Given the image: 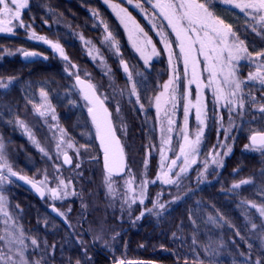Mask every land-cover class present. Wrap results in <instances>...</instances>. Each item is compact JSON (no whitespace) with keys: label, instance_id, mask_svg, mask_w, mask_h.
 Here are the masks:
<instances>
[{"label":"trees","instance_id":"obj_1","mask_svg":"<svg viewBox=\"0 0 264 264\" xmlns=\"http://www.w3.org/2000/svg\"><path fill=\"white\" fill-rule=\"evenodd\" d=\"M220 6L211 0V10ZM131 13L146 28L144 21L135 12ZM21 15L29 28L15 27L11 33L0 34V81H12L8 88L0 89V136L18 174L35 181L47 174L50 183L55 184L61 173L65 179L71 177L77 192L74 199L55 206L59 212L64 210L66 213L63 217L68 226H65L47 211L49 199L46 202L35 201L24 195L22 188L13 181L14 187L4 190L9 208L26 235L29 260L39 264H118L119 261L124 264H251L250 260L255 255L248 251L253 244L247 235L248 227L241 207L250 203L264 204V198H261L264 183H258L261 177L264 178V153L245 148V145L250 144L249 137L254 131L264 130V112L259 110L264 107V88L249 83L244 86L245 107L239 109L236 124L231 129L230 139H227L232 153L225 160L224 167L209 176L213 181L163 214L154 210L139 217L140 206L128 210L105 196L101 186L105 173L96 133L80 94L74 92L77 91L74 85L77 75L93 85L97 84L98 87H94L99 95L107 91L109 85L118 89L126 87L121 60L104 42V37L111 32L118 42L120 59L135 73L137 61L122 28L100 0H28V7L22 10ZM243 17L241 23L232 26L233 31L239 40L244 41L249 52H264V30L257 26V31H253L252 26L256 22L245 14ZM30 30L60 44L68 60L53 55L47 47L32 43L28 37ZM147 31L150 33L149 29ZM77 35L91 41L107 56V76L101 74L98 66L86 57ZM8 51L10 56H5ZM24 51L36 52L48 60L23 62L20 56ZM139 66L136 67L142 75L135 74V78L141 82L137 90L145 114L136 104L125 102L121 97L118 112L117 107L107 104L114 126L121 125L127 134V146L123 143L122 146L128 169L133 167L137 170L144 167L147 136L151 135L156 140L151 102L158 92L157 85L167 79L164 58L146 71ZM86 73H89L88 78ZM41 90L47 93L55 108L59 126L81 150L77 168L79 162L76 158L71 169L62 167L59 159L49 160L25 135L26 128H32L41 146L51 144L50 134L34 112ZM251 97H255L257 102L252 103ZM224 135L208 131L201 152L204 154L207 149L221 145ZM155 171L156 165L151 159L148 174L151 179L155 177ZM188 182L191 180H185L181 186L184 191ZM234 184L240 187L234 188ZM174 186L160 183L149 188V202L144 208L153 206L152 202L157 198L169 200L175 191ZM198 209L202 211L203 221L196 217ZM206 231L214 248L221 243V238L232 243L237 251L221 256L208 254ZM1 232L0 224V235ZM33 239L37 241L36 245L32 244ZM246 254L248 261L245 260Z\"/></svg>","mask_w":264,"mask_h":264},{"label":"snow or ice","instance_id":"obj_2","mask_svg":"<svg viewBox=\"0 0 264 264\" xmlns=\"http://www.w3.org/2000/svg\"><path fill=\"white\" fill-rule=\"evenodd\" d=\"M147 3H152V0H146ZM225 4H233V0H223ZM127 3L131 4L132 0H127ZM233 6L243 14L251 17L256 23L252 26L253 31H257V26L264 30V0H240ZM28 7V0H0V33L8 32L11 33L15 27L29 28L30 25L25 24L21 12L23 9ZM114 9H119L117 13L120 16V22L124 24L125 29L129 32V40L132 42V47L140 54L144 60V64L147 65L152 56H158L160 53L157 51L155 44L152 39L148 36L144 29L136 23L132 18L131 14L125 8H120L119 5H113ZM137 8L141 5L136 4ZM154 12L153 17L150 18L152 21L155 19L156 11L158 10L159 16L167 22V26L171 29V32L175 35V44L178 48V53L173 52L172 45L173 41L167 38V35L163 33V25H160L161 31L157 32V35L161 36V42L164 45V50L168 52L169 63L172 64L173 58L182 62L183 64V79L186 80L184 85V94L179 97L187 102L183 106L184 111V127L180 129V136L182 142L179 143V153L175 159L171 160V164L168 165V171L163 172L157 176V180L163 184H177L180 178L188 172L191 164H195V157L200 152L201 136L203 134L206 118V105L203 101L202 90L204 88H210L212 90L213 102L220 105L228 111L229 117L233 111L237 108L244 109L247 97L244 94V86L247 85L248 81H258L259 84L264 88V52H255L254 54L249 52L247 47L244 46V41L239 40L236 32L233 31L231 24H226L223 19H220L211 10V0H156V3L152 5ZM147 15V14H146ZM13 21L16 23L14 24ZM131 23L132 28L128 27ZM153 28L157 25L155 22L152 23ZM138 34L134 37L133 34ZM31 38L35 40H41L48 44L54 53H58L65 61L68 57L64 54L63 48L58 43L43 37L37 36L35 32H32ZM106 41H110L111 45L115 48H119L118 42L115 40L111 32H108L105 37ZM150 46V51L148 50ZM25 57L37 56L38 53L24 51ZM241 59L249 60L256 68V71L249 73L247 81L240 80L237 77L236 65ZM123 71L126 74L127 81L131 84L130 95L136 96V103H140V97L137 91V86L141 82L135 80L133 72L130 71L129 65L121 59L120 61ZM201 65H203L201 69ZM75 67V65H71ZM67 71V69H66ZM204 73H207V77H204ZM71 74V73H70ZM140 75V73H136ZM206 79V83H205ZM181 76L177 69L173 67V75L170 79L163 84V91L159 92L154 97L157 113L161 110L167 115L168 108L166 105H171V108L175 110L177 106V92L180 90ZM12 83L11 80L7 82L0 81V89H6ZM76 83L81 85L80 92L83 99L86 101L87 112L92 119V123L95 126L96 137L100 141V146L104 153V167L109 173V188H111V174L113 172L119 173L125 167L124 165V150L121 146L120 140L116 136V129L112 126L111 113L107 107H105L104 101L96 94L94 86L85 84L79 77L76 76ZM195 85V101L191 99L192 89L191 86ZM250 95V94H249ZM43 105H48L47 93L41 90L40 93ZM223 102V103H221ZM251 102L256 103V98L251 97ZM41 105V106H43ZM50 107V105H48ZM143 108V104H140ZM191 109H195V119L198 122L197 131L194 139L190 138L188 130L189 113ZM264 112V107L259 109ZM41 116L45 113L41 112L39 107L36 108ZM119 107L117 106V112ZM53 119L55 116L53 115ZM223 119V117H221ZM18 123H21L18 121ZM174 123L173 120H168V129L170 133L173 131L171 125ZM61 134L64 135V130L61 129ZM162 143L170 144L171 137L164 138L162 136ZM250 144L245 145V148H252L254 151L264 153V130L254 131L250 137ZM68 148H73V143L69 141L67 143ZM57 154L61 151V143L56 145ZM41 152L45 150L40 149ZM230 151V149H229ZM45 155L47 153L45 152ZM64 163L70 164L71 157L65 151L63 153ZM166 157L161 151V160H165ZM178 161H182L181 165H178ZM215 163L216 161L213 160ZM207 166V162H205ZM79 167V165H77ZM163 167V165H162ZM179 167V171H174ZM5 170L7 174H5ZM59 169L57 168V171ZM170 173L175 176V179L170 177ZM17 173L12 170V166L7 162L5 158V145L0 141V188H2L4 182H11L10 178L15 177ZM21 180H27L26 177L20 176ZM28 183L32 184L33 188H36L41 195H44L43 189H46L50 194L51 199H63L64 197L74 194L67 191L68 185L63 179L58 180L56 188H49L48 177L45 174L43 180L35 181L28 180ZM134 181L129 180L126 183L131 184ZM156 181H151L155 183ZM149 181H143L138 187L140 188L139 203H144V187ZM247 183V181H242ZM39 184V186H37ZM234 188L240 187L239 184H234ZM129 192L133 189L129 188ZM4 197L0 195V211H3ZM137 197L133 196L131 203H136ZM155 207V205H154ZM160 208L164 205L160 204ZM252 207L256 208V204H252ZM53 212H57L55 206L52 208ZM147 212H151L152 209H146ZM257 211L262 217H264V206L257 208ZM58 215H64L58 213ZM144 212H141V216ZM4 216L6 219H11L8 213L5 212ZM253 228L257 226L252 225ZM5 237L0 236V240ZM33 245L37 244V241L33 239ZM20 244H23V240H19ZM23 257V251L20 252ZM4 256L0 253V260H4ZM23 264H27L25 260ZM79 264V262H77ZM118 264H124L123 261H119ZM131 264V262H130ZM256 264H264V258L258 259Z\"/></svg>","mask_w":264,"mask_h":264},{"label":"rangeland","instance_id":"obj_3","mask_svg":"<svg viewBox=\"0 0 264 264\" xmlns=\"http://www.w3.org/2000/svg\"><path fill=\"white\" fill-rule=\"evenodd\" d=\"M100 1L112 13V15L115 17L120 27L122 28L125 38L129 44L131 53L133 57L136 58V61H137L136 66L140 65L146 71V70H149L154 63H158L164 58L166 62V68H167V79L165 82H167L170 79V77L173 75V67L177 69V71L179 72L181 76L180 90L177 92L178 100H177V106L175 110H173L171 108V105L169 104V105L164 106L168 108L167 115H165V112L163 110H161L158 114L156 110L155 102H154L155 96L152 98L151 111L153 112L154 117H155V124H156L155 138L156 140H153V136L151 135L147 136L148 138H147V143H146L147 145H146V150H145L144 167L139 170L133 167L129 168L127 175L122 179L114 180L110 178L111 188H109V177L107 175H104L103 184L101 185L104 190L105 196L109 197L111 201H114V204L117 206H125L126 208H128V210H131L133 207L140 206L141 212H144V215L149 213L146 211V209H152V211L155 210L156 213L158 214L159 213L163 214L164 212H167L171 210L172 208H174L177 205V203L181 202L185 197L187 196L192 197L196 195V193L200 190V188L207 186L213 181L212 179L209 178V176L217 171L219 172V170H221L224 167L225 160L232 153L231 144L227 143V139H230L231 129L236 124L237 115L239 113V108L233 111L231 114V117H229V113L226 109L221 108L220 105L215 104L213 102L212 90L210 88H204L202 90V97L206 105L207 115L205 118V125L202 126L204 128V131L201 136L200 152L195 157L196 163L191 164L188 169V172L180 178L177 184H175L174 186L175 191L170 194L171 198L169 200L167 199L163 200V199L157 198L153 200L152 202L157 207H153L154 206L153 205L145 209L144 208L145 205L149 202L148 189L151 188L152 186H155L156 184L159 185L160 183H162L159 180H157V176L160 175L162 171L163 172L168 171L167 166L170 165L171 160L175 159L176 156L178 155L179 143L182 142V137L180 136V129L184 127L183 106L187 102L186 100L179 98L184 94V91H185L184 85H186V80L183 79V64L182 62L176 60L175 57L173 58L172 64L169 63L168 52L164 50V45L161 42V39H162L161 36L157 35V32L161 31L160 25H163L162 31L163 33L167 35V38L173 41V45H172L173 52L178 53L179 50L174 42L175 35L171 32V29L167 26V22L163 20L161 16H159L158 10H155L156 15H155L154 21L150 19L153 17V12H154L152 5L156 3V0H152L151 4L147 3L146 0L145 2L142 0H139L138 2L132 0L131 4L127 3V0H118V1L100 0ZM215 1L220 3L221 6L213 9L212 11L220 19H223L226 24H231L233 26L238 23H241L244 20L243 13H241L239 9L233 6L234 3L240 2V0H233V4H225L223 0H215ZM138 3L141 5L140 8L136 7V4ZM113 5H119L120 8L127 9V11L131 14L132 18L136 21L137 24H139L141 28L144 29V32L148 34V36L152 39L153 44H155L156 49L160 54L158 56H152L147 65L144 64L143 58L132 47V42L129 40V32L125 29L124 24L120 22V16H122L123 13H121L120 16H118L117 13L119 12V9L118 8L114 9L112 7ZM131 11L135 12L144 21L146 28L150 30V33H148L147 29L135 18V16L131 13ZM153 22H155V24L157 25L156 28H153L152 26ZM128 27L132 28L131 23L128 24ZM7 33L8 32H3L0 34H7ZM31 34H32V31L30 30L28 37L30 38V41H32V43L47 47V49L55 56L59 55L58 53H54L53 50L50 48V46L44 43L43 41L32 39ZM133 35L135 37L138 34L134 33ZM37 36H40V35H37ZM105 37H104L105 46L108 47V49L111 52H113V54L118 60H121L120 59V54H121L120 48H118L117 50V48L111 45L110 41L105 40ZM77 39L79 43L81 44L82 48L84 49L86 57L93 64H95L96 67L98 66L99 72L101 74L107 76L108 74V66H107V61H106L107 56L103 54V52L99 50L91 41L84 38L83 36L77 35ZM148 50L150 51V46ZM10 54L11 52L8 51L5 54V56H10ZM120 66L121 68H123L121 63H120ZM136 66H135V69L137 71L135 73L132 71L133 70L132 68H129L130 71L133 72V77L135 80H136L135 78L136 73H140V75H142V71L139 70V68ZM202 67L203 65H201V69ZM255 71H256L255 66L249 60H246V59H241L239 63L236 65L237 77L240 80L247 81L249 73H253ZM86 77L87 78L89 77V73H86ZM204 77L205 78L207 77V73H204ZM125 78H126V74H125ZM206 82L207 81L205 79V83ZM164 83L157 85L158 92L156 93V95H158L159 92L163 91L162 86ZM248 83L251 84L252 86L262 87L258 81H248ZM126 84L127 85L124 89H121V88L118 89V88H115V86L109 85L107 91H103L100 93V98L104 101L106 105L109 103L113 107H117L119 106V98L121 97L125 102L136 104L138 108L143 112V114H145V111L142 110L143 108L140 107V103L139 104L136 103V96L130 95L131 84L127 81V79H126ZM94 85L96 86V88L98 87L97 84H94ZM191 89H192L191 99L194 102L195 95H196L195 85H192ZM74 92L77 93L76 90H74ZM41 105H43V101L40 97L37 107H39L40 111L44 112L45 114L41 116L39 112L36 111V108H37L36 107L34 110L35 116L41 121V124L45 128L47 133L50 134L51 137H50L49 142L51 144L48 145L47 147L41 146L37 138H35L32 132V128L30 129L26 128V132H25L26 137L32 141L33 145L40 152H41L40 149L43 148L45 151L41 153L49 160L54 161L55 159H59L62 165L63 153L66 151L67 154L70 155L72 160L76 158V160L79 162L77 165H79L81 150L78 149L74 145V143L70 140L69 136L67 135L66 131L61 126H59V122H58L59 117H58L57 112L55 111V108L51 105L49 99H48V105H50V107H48V105H43V106ZM83 106L85 110H87V106L84 105V103H83ZM53 115L55 116V119H53ZM221 117H223V119H221ZM112 119H113V116H112ZM169 119L174 121V123L171 125V127L173 128V131L170 133L167 131L169 127L168 125ZM197 125H198V122L195 119V109H191L189 113L188 130H189L190 138L192 139H194L195 137V133L197 131ZM114 128L116 129V133H118V136L121 139L122 143L127 146V140H126L127 134L124 131L125 129L122 128L121 125L114 126ZM61 129L64 130V133H65L64 135L61 134V131H60ZM210 130H214L215 132L220 133L222 136L223 134L225 135H224L221 145H219L218 147L214 146L212 149H207V151L203 154L201 152L202 144H203L204 138L206 137L208 131ZM162 136L165 139L170 136L171 143L170 144L162 143V139H161ZM0 141H2L3 144L5 145V158L7 162L12 166V170L15 171L13 168V163L11 161L10 154L7 150L6 143L5 141H3V138L1 136H0ZM69 141L73 143V148L67 147V143ZM57 143H61V151L59 155L57 154V149H56ZM161 151H163V154L166 157V159L163 161L161 160ZM45 152L47 153V155H45ZM151 159L154 160L155 165H156L155 177L153 179H151L148 176V174L150 173L149 168H150ZM213 160H215L216 162L214 163ZM205 162H207V166ZM181 164H182V161H178V165H181ZM57 168L59 169L58 171H60V167L56 166V170ZM174 171H179V167L174 169ZM5 174H7L6 170H5ZM169 175L172 179H175V176L172 173H170ZM43 179L44 178H41L39 180H43ZM60 179H63L65 183L68 185L67 191L69 193H74V194H70L64 197L63 199L53 200L51 199L50 194L47 192V190L44 189L47 193V199H49L48 200L49 205H54V206L60 205V204L63 205L67 201H70L74 199L75 196H77V192L72 184L71 177L67 176L66 177L67 180H66L64 176H62L61 173L57 177L55 184L50 183V181L48 180L47 186L49 188H56L57 182ZM188 179H190L191 182L187 183L188 188L187 190L184 191L181 186L183 185V182ZM39 180H36V181H39ZM129 180H132L134 182L131 184L126 183V181H129ZM145 180L149 181V183H147L146 186L144 187V197H143L144 203L140 204L139 203L140 188L138 186ZM260 180H261L260 182H258L257 180L256 181L258 183H264V178L261 177ZM151 181H156V182L151 183ZM12 183H13L12 180L11 182L6 181L4 182L2 188H0V195L4 197L3 204H2L3 211H0V216H1L0 224L2 225V232L0 236L5 237V239L0 240V244H1L0 253H2L5 258L4 260H0V264H23L25 260L27 261V264H39L37 261L29 260V257H28L29 256V246H28L26 235L24 234L22 228L19 226L16 216L12 214L9 208V203L4 196L5 189L14 187ZM129 188L133 189V191L129 192L128 191ZM133 196L137 197L136 203H131ZM261 198H264L263 194ZM160 204H163L164 207L160 208L159 207ZM252 204L254 203L245 204L244 206L241 207L242 208L241 214L244 220L246 221V224L248 227L247 235L250 236L251 238L255 235L256 236L260 235V233L262 235V232H264V217H262L260 213L257 211V208L264 206V204L263 205L256 204L257 206L256 208L252 207ZM5 212L8 213V216L11 217V219L5 218L4 216ZM201 212H200V209H198V211L196 212V217L201 218V220L203 221L204 216ZM60 213L64 214L62 216L66 215L64 210H62V212ZM139 217H141V214ZM253 224H255L257 227L253 228L252 227ZM217 234L219 233L217 232ZM204 235L206 238L207 253L210 255L211 254L223 255L226 252H229L231 254V253H234V251H237L232 246V243L228 241L224 242L222 241L221 238H220L221 243L218 245L217 248H214L212 246V240H211L210 234L207 233L206 231ZM20 239L23 240V244L19 243ZM21 251H23V254H24L23 257H21L20 255ZM245 260L248 261L247 254L245 256Z\"/></svg>","mask_w":264,"mask_h":264},{"label":"water","instance_id":"obj_4","mask_svg":"<svg viewBox=\"0 0 264 264\" xmlns=\"http://www.w3.org/2000/svg\"><path fill=\"white\" fill-rule=\"evenodd\" d=\"M34 53H36V52H34ZM20 60L23 61V62H28V63H29V62H34V61H37V60L47 61L48 58L45 57V56H43V55H41V54H39V55H37V56H31V57H25V56L22 54V55L20 56ZM80 79H81L82 81L85 82V84L83 85V86H85V87H86L88 84L93 85L90 81H88V80H86V79H83V78H81V77H80ZM74 85H75V87H76L78 93L80 94V96H81L83 102L86 104V101L83 99V96H82V94H81V92H80L81 85H78V84L76 83V78H75V80H74ZM94 89H95V88H94ZM95 92H96V94L98 95L96 89H95ZM98 96H99V95H98ZM100 99H101V98H100ZM101 100H102V99H101ZM104 104H105V103H104ZM105 107H107L106 104H105ZM107 108H108V107H107ZM108 110H109V109H108ZM109 113H110V111H109ZM87 115H88V119L90 120V122H91V124H92V126H93V128H94V130H95V126H94V124L92 123V119H91V117L89 116L88 112H87ZM110 118H111V121H112V116H111ZM112 126H113V121H112ZM113 128H114V126H113ZM95 132H96V130H95ZM116 136H117V138H118V139L120 140V142H121V139L119 138V136L117 135V133H116ZM96 142H97L98 148H99V150H100V154H101V161H102L103 171H104L105 175H107V176L109 177V173L107 172V170H106L105 167H104V153H103V149L101 148V146H100V141L97 139V137H96ZM121 146H122V143H121ZM122 147H123V146H122ZM123 150H124V148H123ZM69 156H70V155H69ZM62 165H63V167H64L65 169H71L72 166H73V160H72V158H71V163H70V164H66V163H64V156H63V157H62ZM124 165H125V167H124V169H123L122 171H120L119 173L113 172V173L111 174V177H110V178L121 179V178L125 177V175L127 174V172H128V162H127V158H126V155H125V151H124ZM20 176H22V175L17 174L15 177H11V180H12L13 182H15L16 184H18L19 186H21V187H22L23 189H25L26 191L30 192V193L32 194V196H33L35 199H37V200H39V201H44V200L46 199V193H45L44 190H43V191H44V195L42 196L41 193L38 192V191L36 190V188H33V187H32V184H30V183L27 182V181L29 180L28 178H27V180H21V179L19 178ZM37 186H39V185H37ZM52 208H53V206L49 207V209H48L49 213H50L55 219H57L59 222H61V223L64 224L65 226H68L66 220H65L61 215H58V214H57L58 210H57V212H53V211H52ZM55 208H56V207H55ZM56 209H57V208H56ZM58 213H59V212H58Z\"/></svg>","mask_w":264,"mask_h":264},{"label":"flooded vegetation","instance_id":"obj_5","mask_svg":"<svg viewBox=\"0 0 264 264\" xmlns=\"http://www.w3.org/2000/svg\"><path fill=\"white\" fill-rule=\"evenodd\" d=\"M85 105V104H84ZM110 113H111V111H110ZM86 114H87V112H86ZM88 116V115H87ZM111 116H113L112 115V113H111ZM96 133V132H95ZM100 156H101V154H100ZM100 159H101V157H100ZM16 184V183H15ZM18 185V184H17ZM39 185V184H38ZM19 186V185H18ZM21 187V186H20ZM22 188V187H21ZM22 190H23V192H24V195H26V196H28V197H30V198H32L33 200H35V201H39V200H37V199H35L33 196H32V194L30 193V192H28V191H26L25 189H23L22 188ZM44 190V189H43ZM45 191V190H44ZM45 193H46V191H45ZM46 200H47V193H46V199L44 200V201H39V202H46ZM51 206H54V205H49L48 206V208H47V210L49 209V207H51ZM59 211V210H58ZM60 213V212H59ZM250 237V236H249ZM251 238V237H250ZM254 239V240H253ZM255 241V242H254ZM251 242H252V246H250V248H248V251H250V253L252 254H254L255 255V258L254 259H252V260H250V262H252L251 264H256V261L258 260V259H262V258H264V232H262V235H261V233H260V235H258V236H253L252 238H251ZM239 264V263H238ZM244 264H248V263H245L244 262Z\"/></svg>","mask_w":264,"mask_h":264},{"label":"bare ground","instance_id":"obj_6","mask_svg":"<svg viewBox=\"0 0 264 264\" xmlns=\"http://www.w3.org/2000/svg\"><path fill=\"white\" fill-rule=\"evenodd\" d=\"M48 211V210H47ZM49 212V211H48Z\"/></svg>","mask_w":264,"mask_h":264}]
</instances>
